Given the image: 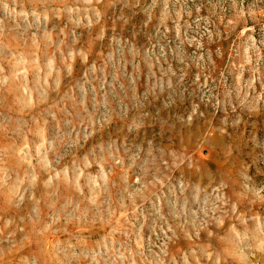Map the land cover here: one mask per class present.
Wrapping results in <instances>:
<instances>
[{
  "label": "rangeland",
  "instance_id": "rangeland-1",
  "mask_svg": "<svg viewBox=\"0 0 264 264\" xmlns=\"http://www.w3.org/2000/svg\"><path fill=\"white\" fill-rule=\"evenodd\" d=\"M0 264H264V0H0Z\"/></svg>",
  "mask_w": 264,
  "mask_h": 264
}]
</instances>
